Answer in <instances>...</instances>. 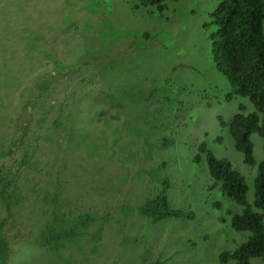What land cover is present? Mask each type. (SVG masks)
Masks as SVG:
<instances>
[{"label": "rangeland", "instance_id": "1", "mask_svg": "<svg viewBox=\"0 0 264 264\" xmlns=\"http://www.w3.org/2000/svg\"><path fill=\"white\" fill-rule=\"evenodd\" d=\"M220 2L168 0L160 13L141 0H0L7 264H222L249 239L231 223L243 207L194 162L207 143L254 204L264 139L252 136L256 165H245L220 123L254 111L247 98L226 102L211 59L216 27L205 26ZM165 178L172 208L194 220L143 214ZM50 228L67 237L59 247L45 244Z\"/></svg>", "mask_w": 264, "mask_h": 264}, {"label": "trees", "instance_id": "2", "mask_svg": "<svg viewBox=\"0 0 264 264\" xmlns=\"http://www.w3.org/2000/svg\"><path fill=\"white\" fill-rule=\"evenodd\" d=\"M167 1L141 0L142 6L155 7L160 13L166 9ZM210 19L205 26L209 27L207 30L211 31V26L216 27V31L209 34L211 59L216 71L224 75L230 85V92L225 100L231 102L237 96L247 98L254 107L252 113L245 115L239 112L231 122H224L220 118V123L223 128L228 129L236 150L243 156L244 164L253 167L256 159L252 136L256 134L264 139V0H221ZM178 87L179 84L176 89ZM245 109L240 106V110ZM198 151L194 162L205 160L214 186L243 207L240 214L231 213L232 228L237 232L251 233L249 239L237 250L222 253L219 256L220 262L252 264L254 259H264V144L263 160L258 165L254 181L253 205L247 200L249 187L245 177L233 168L229 160L217 157L205 142L198 146ZM171 186L169 178L163 179L160 193L142 207L143 214L154 224L173 219L195 218L192 211L172 208L169 202ZM254 208L263 213L256 212ZM48 234L44 239L46 245L54 244L59 247V243L67 238L51 228ZM6 244L5 239L0 236V246L6 247ZM9 256L8 252L0 254V264H7ZM151 264L164 263L157 260Z\"/></svg>", "mask_w": 264, "mask_h": 264}]
</instances>
